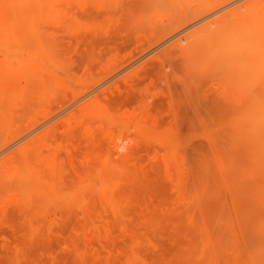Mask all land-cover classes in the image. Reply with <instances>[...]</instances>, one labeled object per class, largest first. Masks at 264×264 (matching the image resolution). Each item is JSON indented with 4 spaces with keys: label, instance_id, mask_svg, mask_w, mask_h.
Masks as SVG:
<instances>
[{
    "label": "rangeland",
    "instance_id": "374dc122",
    "mask_svg": "<svg viewBox=\"0 0 264 264\" xmlns=\"http://www.w3.org/2000/svg\"><path fill=\"white\" fill-rule=\"evenodd\" d=\"M136 1L0 0V264H264V50L169 52L248 0Z\"/></svg>",
    "mask_w": 264,
    "mask_h": 264
},
{
    "label": "bare ground",
    "instance_id": "6f19581e",
    "mask_svg": "<svg viewBox=\"0 0 264 264\" xmlns=\"http://www.w3.org/2000/svg\"><path fill=\"white\" fill-rule=\"evenodd\" d=\"M23 2L25 1V0H22ZM136 1V0H135ZM159 1H161V0H137L136 2H134V3H136V6L137 7H139V8H142L143 9V11H144V15H149V12H147V8H149L150 7V9L152 8V5H156L155 3L156 2H158V3H160L159 5H161V3H162V1L161 2H159ZM29 2H32V1H29ZM131 2H133V1H131ZM222 2L223 1H221V2H218V3H215V1H214V3H212L209 7V10L210 9H212V8H214L215 6H218V5H221L222 4ZM25 3V2H24ZM157 3V4H158ZM166 3H169V2H166ZM128 4H131V6L133 5V3H128ZM177 4V3H176ZM179 4V3H178ZM177 4V5H178ZM200 4H203L202 3V1H201V3ZM215 4V5H214ZM4 5V4H3ZM17 5H19V3H17ZM166 5V4H165ZM185 6H186V4H184ZM124 6H126L125 8H124V10L123 11H127V7L129 6V9H130V5H124ZM135 6V5H134ZM133 6V7H134ZM167 6H169V5H167ZM206 6V5H205ZM246 7V11H243L242 10V7ZM147 7V8H146ZM162 7H164V6H162ZM166 7V6H165ZM171 9H173V7H171V5L169 6ZM135 8V7H134ZM161 8V7H160ZM159 8V9H160ZM186 8V7H185ZM128 9V10H129ZM131 9H133V8H131ZM146 9V10H145ZM187 9V8H186ZM190 9V8H189ZM189 9H187V10H189ZM103 10H105V9H103ZM166 10V9H165ZM169 10V9H168ZM205 10V9H204ZM214 10V9H213ZM190 11L192 12V9H190ZM190 11H188V13L190 12ZM198 11V10H197ZM91 12H93L94 13V11H90L89 13H91ZM139 12H140V10H139ZM142 12V11H141ZM145 12L147 13V14H145ZM159 12H160V10H159ZM167 12V11H166ZM93 13H91V14H93ZM103 13H104V11H103ZM128 13H129V11H128ZM127 12H126V16L128 17L129 16V14H128ZM203 12H201V13H199L198 15H200V14H202ZM209 13V12H208ZM142 13H139V15H140V17H141V15L142 16H144ZM191 14H193V12L192 13H190V15ZM207 15V14H206ZM102 16V15H101ZM145 16V18H146V20H147V17ZM192 16V15H191ZM191 16H190V18H191ZM125 17V16H124ZM140 17H138V18H140ZM94 18V17H93ZM189 18V16H188V19H190ZM142 19V18H141ZM125 20V19H124ZM149 20V19H148ZM200 20V19H199ZM198 20V21H199ZM141 21V20H140ZM91 22V21H90ZM144 22V21H143ZM150 21H148V23H149ZM173 22V21H172ZM177 22V21H176ZM175 21H174V23H176ZM179 22V21H178ZM105 23V22H104ZM125 24V23H124ZM139 23H137V25H138ZM172 25V24H171ZM120 26V25H119ZM157 26V25H156ZM118 27V26H117ZM123 27V26H122ZM146 27H148V26H146ZM167 27H168V25H167ZM150 28V27H149ZM163 28V27H162ZM175 28V27H174ZM92 30V29H91ZM149 30V29H148ZM159 30V29H158ZM163 30H164V28H163ZM168 30H169V27H168ZM121 32V31H120ZM97 34V33H96ZM96 36V35H95ZM117 37V36H116ZM167 38H168V36H167ZM93 39H94V37H93ZM96 39H97V37H96ZM95 40V39H94ZM105 40V39H104ZM125 40V39H124ZM182 40H185V42L187 43L186 44V46H184V47H180V43H173V45L169 48V52L170 53H175V51L176 50H178V47L180 48V50H181V53L183 54V56H184V61H189V57L191 56V55H196V54H201V55H204V56H207L208 57V59H211V61L213 62V63H215V65H217V66H221V67H223V66H225V65H227V66H230V65H237V64H240V62L241 61H243V59L244 58H246V57H248L249 56V54H250V52H252V51H254V50H257V51H260V50H264V0H248V1H246V2H242V4H240V6H236L235 8H233V9H231V10H229V11H227V12H225L224 14H222L221 16H218V17H216V18H214V19H212V20H210V21H208L207 23H204L203 25H200L199 27H197L196 29H194V30H192V31H190V32H188L187 34H185L183 37H181L180 39H178V41L179 42H181ZM107 41V40H106ZM125 41H128V40H125ZM91 42V41H90ZM92 42H93V40H92ZM100 43V42H99ZM122 43V42H121ZM124 43V42H123ZM182 43V42H181ZM64 44V43H63ZM66 48H68V47H66ZM93 49H95V45H94V48ZM123 49V48H122ZM149 50V49H148ZM104 53V52H103ZM90 54V53H89ZM135 54V53H134ZM121 56V55H120ZM71 58V57H70ZM79 58V57H78ZM136 58V57H135ZM93 59V58H92ZM91 59V60H92ZM75 60V59H74ZM194 60H197V59H194ZM194 60H192V62H194ZM69 61V60H68ZM123 61V60H122ZM168 61H169V59H168ZM80 62V61H79ZM157 62V61H156ZM173 62H174V60H173ZM177 63L179 62V59L176 61ZM198 62V61H197ZM64 63V62H63ZM121 63V62H120ZM160 63V62H159ZM169 63V62H168ZM170 63H171V61H170ZM187 63V62H186ZM95 64V63H94ZM155 64V63H154ZM158 64V63H157ZM172 65H170V64H168L169 66H174V65H176L175 63H171ZM178 64H180V63H178ZM159 66H160V64H158ZM193 65V64H192ZM92 66V65H91ZM202 66V65H201ZM63 67H65V66H63ZM72 67V66H71ZM93 67H94V65H93ZM161 67H162V65H161ZM174 67H176V66H174ZM182 67H183V65H182ZM145 68V67H144ZM151 68V67H150ZM154 68V67H153ZM160 68V67H159ZM184 68V67H183ZM183 68L180 70V72L181 71H184L183 70ZM193 68H195L194 67V65H193ZM58 69V68H57ZM61 69V68H60ZM146 69H147V67H146ZM160 69H162V68H160ZM176 69V68H175ZM185 69V68H184ZM222 69V68H221ZM231 69V68H230ZM148 70V69H147ZM146 70V71H147ZM159 70V69H158ZM195 71L196 70H198V69H194ZM200 70V69H199ZM217 70V69H216ZM149 71V70H148ZM178 71V70H177ZM160 72V71H159ZM179 72V71H178ZM185 72V71H184ZM199 72H203V71H199ZM219 72H221V71H218L217 70V73H219ZM144 73H148V72H144ZM144 73H142V74H144ZM186 73V72H185ZM150 74V73H149ZM154 74V73H153ZM159 74V73H158ZM188 74V73H187ZM226 74V73H225ZM220 75V79H221V81L223 80L222 78H225L226 77V75ZM74 75H76V74H74ZM147 74H145V76H146ZM155 76H158V75H156V73H155ZM207 76V75H206ZM204 77V79H203V81H205V79H207L208 77ZM222 77V78H221ZM136 78H138V77H136ZM154 78H156V77H154ZM162 78H164L163 76H162ZM182 78V77H181ZM201 78H203V77H201ZM218 78V76L216 77V80L217 79H219ZM12 79H14V78H12ZM138 79H140V78H138ZM185 79V78H184ZM183 78H182V80H184ZM233 79V78H232ZM146 80V79H145ZM144 80V81H145ZM162 80V79H161ZM163 80H165V78L163 79ZM181 80V81H182ZM225 80V79H224ZM19 81H21L20 79H19ZM137 82V81H136ZM141 82V81H140ZM162 82V81H161ZM185 82H187L186 81V79H185ZM226 82V81H225ZM229 83H232V82H230V81H228ZM234 82V81H233ZM108 83V82H107ZM143 83V82H142ZM203 83V82H202ZM38 84V83H37ZM133 84H136V83H133ZM192 84V83H191ZM139 85V84H138ZM172 85H173V83H172ZM180 86H181V84H179ZM178 85V86H179ZM40 86V85H39ZM84 86H87V85H84ZM201 86H203V84H201ZM32 87L34 88V86L32 85ZM104 87V86H103ZM174 87H175V85H174ZM174 87H173V89H174ZM183 87V86H182ZM185 87V86H184ZM183 87V88H184ZM247 87H250V86H247ZM12 88V87H11ZM14 88V87H13ZM9 89V88H8ZM25 89H26V87H25ZM253 89H255V88H253ZM174 90H176V88L174 89ZM178 90V89H177ZM262 90H264V89H262ZM191 91V90H190ZM96 92V91H95ZM6 93V92H5ZM108 93V92H107ZM177 93V92H176ZM213 93H216V92H213ZM212 92H211V94H213ZM221 93H223V92H221ZM8 94V93H7ZM25 94V93H24ZM100 94V93H99ZM27 95V94H26ZM130 97L129 98H131V96H134V95H130V94H128ZM127 95V96H128ZM183 95H184V91H183ZM216 95V94H215ZM220 95V94H219ZM252 95H254V94H252ZM147 96V95H146ZM209 96H212V95H209ZM60 97V96H59ZM66 97V96H65ZM68 97H70V96H68ZM151 97V96H150ZM215 97H217L218 98V96H214V98L212 97V98H210V101H207V103H211L212 104V102H211V99H217V98H215ZM223 97V96H222ZM255 97V96H254ZM4 98V97H3ZM61 98V97H60ZM136 98V97H135ZM139 98V97H138ZM141 98H143L142 96H141ZM141 98H139V99H141ZM201 98H202V96H201ZM9 99V98H8ZM59 99V98H58ZM150 99V98H149ZM222 99H224V98H222ZM3 100V99H2ZM29 100V99H28ZM129 100V99H128ZM226 100V99H225ZM225 100H223V101H225ZM74 101V100H73ZM72 101V102H73ZM154 101V100H153ZM223 101H219V102H222V104L221 105H224V104H227L228 102L230 103V102H233V101H226L227 103H225V102H223ZM235 101V100H234ZM2 102H5V100L4 101H2ZM65 102V101H64ZM71 102V101H70ZM144 102V101H143ZM158 102V101H157ZM156 102V103H157ZM201 102V101H200ZM206 102V101H205ZM218 101L216 100V104L214 103L213 104V106H215V108L217 109V110H220V112H224L223 110H224V107L222 108V107H219V106H221L220 104H218L217 103ZM243 102H246V99H245V101H243ZM250 102V101H249ZM139 103V102H138ZM21 104H22V102H21ZM25 104V103H24ZM236 103H234L233 105H235ZM243 105H244V103H242ZM26 105H27V103H26ZM87 105V104H86ZM208 105H210V104H208ZM32 106V105H31ZM66 106V105H65ZM75 106H76V104H75ZM88 106V105H87ZM183 106V105H182ZM139 107V106H138ZM137 107V108H138ZM2 108V107H1ZM51 108V107H50ZM185 108V107H184ZM200 108H202L201 106H200ZM219 108V109H218ZM227 108V107H226ZM225 108V109H226ZM237 108V106L235 107V109H233V110H235V111H237L238 112V110H239V112L241 111V109H236ZM202 109H204V108H202ZM208 109V108H207ZM212 109H214V108H212ZM206 110V109H205ZM204 110V111H205ZM216 110V111H217ZM15 111V110H14ZM201 111H203V110H201ZM200 111V113H202ZM20 112V111H19ZM26 112V111H25ZM184 112H186V111H184ZM191 112H192V110H191ZM214 111H212L211 113H213ZM218 112V111H217ZM216 112V113H217ZM231 112H232V110H231ZM236 112V113H237ZM235 113V112H234ZM29 114V111L28 112H26V114L24 113V115L25 116H27ZM196 114V113H195ZM224 113H221L220 115H223ZM238 114V113H237ZM193 115V114H192ZM224 116V115H223ZM223 116H221V119L223 120ZM73 117V116H72ZM193 117H195L196 118V116H193ZM212 117V116H211ZM217 117V116H216ZM226 117H227V114H226ZM229 117V116H228ZM40 118V117H39ZM162 119V118H161ZM217 119H218V117H217ZM95 120H97V119H95ZM205 120V119H204ZM219 120V119H218ZM23 121V120H22ZM21 121V122H22ZM206 121V120H205ZM42 122V121H41ZM75 122V121H74ZM202 122V121H201ZM23 124V123H22ZM60 124V123H59ZM209 124V123H208ZM215 124V123H214ZM213 124V125H214ZM61 125V124H60ZM62 125H64V123L62 124ZM67 125V124H66ZM212 125V124H211ZM54 126V125H53ZM68 126H70V125H68ZM54 127H57V128H59V126H54ZM52 128L53 130H51V131H54L55 130V128ZM73 127V126H72ZM66 128V127H65ZM64 128V130H66ZM33 129V128H32ZM68 129H71V128H68ZM59 130V129H58ZM58 130H56V131H58ZM64 130H63V132H64ZM74 130V129H73ZM69 131V130H68ZM78 131V130H77ZM50 132V131H49ZM52 133V132H51ZM59 133V132H58ZM61 133V132H60ZM76 133V132H75ZM101 133V132H100ZM128 133V132H127ZM42 135H43V133H42ZM59 135V134H58ZM61 135H63V133H61ZM65 135V134H64ZM75 135V134H74ZM129 135H131L130 134V132H129ZM100 136V135H99ZM35 137H38L37 135L35 136ZM75 138V137H74ZM119 139V138H118ZM104 140V139H103ZM121 140V139H120ZM126 140V139H125ZM14 141V140H13ZM28 143V142H27ZM29 143H34V142H29ZM29 143H28V145H27V147L29 146ZM41 143V142H40ZM105 143H107V142H105ZM116 143H117V141H116ZM115 143V144H116ZM35 146V145H34ZM105 146V145H104ZM116 146V145H115ZM105 148V147H104ZM111 149V148H110ZM113 149V148H112ZM23 151H26V149L25 150H23ZM110 151H111V153H112V151L113 150H109L108 151V153H110ZM117 151V150H116ZM13 152H17V150L16 151H13ZM17 154V153H16ZM111 155H113V154H111ZM18 156H20V155H18ZM18 158V157H17ZM20 159V160H19ZM19 159L17 160V161H21V162H23V160H21L22 159V157H19ZM34 160V159H33ZM16 161V160H15ZM44 161H45V159H44ZM32 162V161H31ZM30 163V162H29ZM22 165V164H21ZM32 165V164H31ZM25 167H23L22 166V169H24ZM0 169H1V167H0ZM42 169V168H41ZM2 170V169H1ZM27 171V170H26ZM45 171V170H44ZM1 172V171H0ZM34 172V171H33ZM33 172H32V174H33ZM3 173V172H2ZM37 173H39V172H37ZM23 174H27V172L25 173H23ZM3 175H4V173H3ZM47 175V174H46ZM45 176V175H44ZM33 177H35V175L33 176ZM2 184V183H1ZM21 184V183H20ZM3 190V189H2ZM37 198V197H36ZM23 214V213H22Z\"/></svg>",
    "mask_w": 264,
    "mask_h": 264
}]
</instances>
